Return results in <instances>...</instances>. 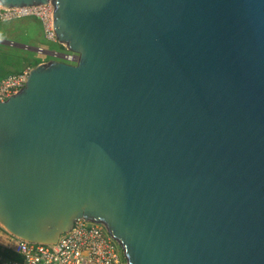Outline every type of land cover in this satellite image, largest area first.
Here are the masks:
<instances>
[{"label":"water","instance_id":"95a60500","mask_svg":"<svg viewBox=\"0 0 264 264\" xmlns=\"http://www.w3.org/2000/svg\"><path fill=\"white\" fill-rule=\"evenodd\" d=\"M51 1L77 57L0 101V223L101 222L128 264H264V0Z\"/></svg>","mask_w":264,"mask_h":264},{"label":"built area","instance_id":"2783aa9c","mask_svg":"<svg viewBox=\"0 0 264 264\" xmlns=\"http://www.w3.org/2000/svg\"><path fill=\"white\" fill-rule=\"evenodd\" d=\"M23 17L40 20L45 37L65 48L62 52L50 51L51 54L74 62L77 53L60 43L56 36L54 4L51 0L21 6H6L0 2V22ZM32 68L27 66L0 79V101H5L25 86ZM0 243L9 253H0V264H128L123 247L105 224L86 219H77L72 228L62 233L54 243L20 239L0 223Z\"/></svg>","mask_w":264,"mask_h":264},{"label":"rangeland","instance_id":"374dc122","mask_svg":"<svg viewBox=\"0 0 264 264\" xmlns=\"http://www.w3.org/2000/svg\"><path fill=\"white\" fill-rule=\"evenodd\" d=\"M29 21V17H23L0 22V79L8 73L22 70L27 66L34 67L40 62L54 58L61 59L49 51L62 52L65 48L45 37L41 21L39 24ZM33 32L36 36H33ZM37 39H40L39 43L36 42ZM15 44H26L34 47L41 45L47 51L30 50Z\"/></svg>","mask_w":264,"mask_h":264},{"label":"crops","instance_id":"0c3cea01","mask_svg":"<svg viewBox=\"0 0 264 264\" xmlns=\"http://www.w3.org/2000/svg\"><path fill=\"white\" fill-rule=\"evenodd\" d=\"M29 20H30V21H29L30 23H33V22H35L36 24H37V23H38V24L40 23V22H39L40 20H38V19L35 18V17H29ZM26 23H27V22H26ZM26 25H27V24H26ZM27 26H28V25H27ZM33 36H36L35 32H33ZM39 41H40V39H37V40H36L37 43H39ZM38 45H39V44H38ZM39 47H42V46L40 45Z\"/></svg>","mask_w":264,"mask_h":264},{"label":"trees","instance_id":"16d2710c","mask_svg":"<svg viewBox=\"0 0 264 264\" xmlns=\"http://www.w3.org/2000/svg\"><path fill=\"white\" fill-rule=\"evenodd\" d=\"M0 253L7 255L9 254L8 251L4 248L3 244L0 243Z\"/></svg>","mask_w":264,"mask_h":264}]
</instances>
